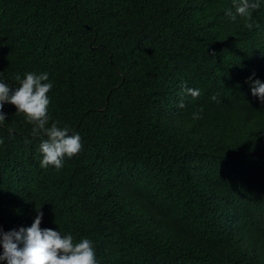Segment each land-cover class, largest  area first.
Returning <instances> with one entry per match:
<instances>
[{"label":"trees","instance_id":"trees-1","mask_svg":"<svg viewBox=\"0 0 264 264\" xmlns=\"http://www.w3.org/2000/svg\"><path fill=\"white\" fill-rule=\"evenodd\" d=\"M227 10L233 0H0L5 82L48 72L46 126L82 144L41 168L46 137L4 106L0 230L31 226L37 207L41 228L92 240L99 264H264V103L245 82H264V5L235 21Z\"/></svg>","mask_w":264,"mask_h":264},{"label":"clouds","instance_id":"clouds-1","mask_svg":"<svg viewBox=\"0 0 264 264\" xmlns=\"http://www.w3.org/2000/svg\"><path fill=\"white\" fill-rule=\"evenodd\" d=\"M261 5H264V0H233L235 12L227 10L226 15L232 21L238 16L248 18L251 10ZM15 80L18 86L12 87L0 73V125L6 120L4 106L14 105L16 114H24L27 122L33 125L32 134L42 133L46 137L39 144L40 167L46 169L52 166L60 170L65 158L71 159L81 150V136L78 132H71L67 125L59 126L57 122L46 126L50 104L47 94L53 88L48 72H25L23 78L16 75ZM245 82L249 84L252 96L264 103V82L255 78V73ZM184 91L193 98L200 95L198 88H185ZM210 99L216 101L217 97L213 95ZM178 106L183 108V102ZM40 209L36 207L31 226L7 232L0 230V264H99L92 240L83 238L74 243L70 233L41 228L43 212Z\"/></svg>","mask_w":264,"mask_h":264}]
</instances>
